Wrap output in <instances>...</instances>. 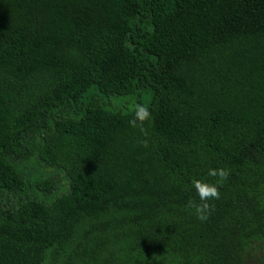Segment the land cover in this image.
<instances>
[{
    "label": "trees",
    "instance_id": "1",
    "mask_svg": "<svg viewBox=\"0 0 264 264\" xmlns=\"http://www.w3.org/2000/svg\"><path fill=\"white\" fill-rule=\"evenodd\" d=\"M92 84L152 88L150 119L132 127L133 110L83 103ZM31 158L54 173H32ZM212 168L228 177L201 221L192 181L216 184ZM259 252L264 0H0V264Z\"/></svg>",
    "mask_w": 264,
    "mask_h": 264
},
{
    "label": "rangeland",
    "instance_id": "2",
    "mask_svg": "<svg viewBox=\"0 0 264 264\" xmlns=\"http://www.w3.org/2000/svg\"><path fill=\"white\" fill-rule=\"evenodd\" d=\"M153 89L147 88L144 90L136 91L134 93L129 94H113L108 95L105 93H102L97 86V84H92L88 90L84 93L82 97L83 103H87L90 100H96L104 107L111 109V110H120L122 112H130L134 109L136 104H148L153 97ZM82 112L79 114L72 113L71 116H80ZM28 167L31 170L32 173L38 175L40 178H43L44 176H48L54 173V169L51 167H46L38 162H35L34 158H31L30 161L27 162ZM60 176V175H59ZM61 178L62 183V190L66 188V183ZM257 257L259 255L263 256L260 258H257V261L255 264H264V253L259 252L255 254Z\"/></svg>",
    "mask_w": 264,
    "mask_h": 264
},
{
    "label": "clouds",
    "instance_id": "3",
    "mask_svg": "<svg viewBox=\"0 0 264 264\" xmlns=\"http://www.w3.org/2000/svg\"><path fill=\"white\" fill-rule=\"evenodd\" d=\"M133 111L134 117L129 122L132 127H137L138 122L140 125H142L144 121L150 119L151 117L149 108L143 104H136ZM141 131H143V128H141ZM208 175L210 177H218L219 179L217 183L213 184L204 180L194 178L192 181V185L196 190L201 203L197 204L191 198L188 201V206L195 209L197 218L201 221H205L208 219V216L210 215L212 210V206L210 205L209 201L219 199L220 192L218 185H222L223 181L227 179L228 172L224 168H212L209 169Z\"/></svg>",
    "mask_w": 264,
    "mask_h": 264
}]
</instances>
